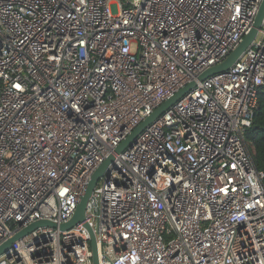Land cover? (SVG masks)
Returning a JSON list of instances; mask_svg holds the SVG:
<instances>
[{"label": "built area", "instance_id": "obj_1", "mask_svg": "<svg viewBox=\"0 0 264 264\" xmlns=\"http://www.w3.org/2000/svg\"><path fill=\"white\" fill-rule=\"evenodd\" d=\"M262 2L0 0V245L35 221L69 222L114 153L86 210L99 264H264V171L246 137L264 20L230 69L197 79ZM8 253L0 264H94L84 223L38 227Z\"/></svg>", "mask_w": 264, "mask_h": 264}, {"label": "water", "instance_id": "obj_2", "mask_svg": "<svg viewBox=\"0 0 264 264\" xmlns=\"http://www.w3.org/2000/svg\"><path fill=\"white\" fill-rule=\"evenodd\" d=\"M264 20V0L260 6V9L257 13L255 18L254 24L249 31L248 34L245 35L243 40L240 44L233 50L231 53L224 59L221 63L213 65L202 73L198 75V80L203 81L208 77L227 71L230 69L235 62L243 55V53L252 45L254 42L259 29L262 27ZM197 85L196 80L190 81L188 84L183 86L180 90H178L174 95L166 99L157 109L153 111V113L148 116L145 120H143L129 135L128 137L123 140L118 147L115 149L116 153H120L125 150L127 147H130L131 144L135 141L136 137L152 122H154L157 118H159L165 111H167L172 105H174L181 97H183L187 92L192 90ZM115 159V154H110L103 163H101L97 169L92 173L85 190L81 195V200L77 206L76 212L73 218L67 222L63 223L58 226L57 223L50 221V220H38L30 224L29 226L25 227L24 229L18 231L12 237H10L7 241H5L2 245H0V255L1 254H9L8 251L11 248L12 244L15 243L18 239L22 236L28 234L29 232L33 231L34 229L42 226H52V227H60L62 230H68L73 226L77 225L78 223H84L87 227L89 234H90V243L93 252V262L94 264H99V250H98V243L96 239L95 232L87 220L86 210L87 205L92 197L95 187L97 186L99 180L107 171V168L110 164L113 163Z\"/></svg>", "mask_w": 264, "mask_h": 264}, {"label": "trees", "instance_id": "obj_3", "mask_svg": "<svg viewBox=\"0 0 264 264\" xmlns=\"http://www.w3.org/2000/svg\"><path fill=\"white\" fill-rule=\"evenodd\" d=\"M246 137L253 146V156L258 167L264 171V87L259 91V103L251 127Z\"/></svg>", "mask_w": 264, "mask_h": 264}, {"label": "rangeland", "instance_id": "obj_4", "mask_svg": "<svg viewBox=\"0 0 264 264\" xmlns=\"http://www.w3.org/2000/svg\"><path fill=\"white\" fill-rule=\"evenodd\" d=\"M111 7H112V10L116 13V12H117V7H116V5H115V4H112Z\"/></svg>", "mask_w": 264, "mask_h": 264}]
</instances>
